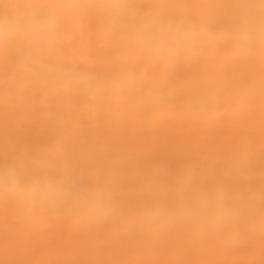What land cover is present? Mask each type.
<instances>
[{"label":"rangeland","instance_id":"obj_1","mask_svg":"<svg viewBox=\"0 0 264 264\" xmlns=\"http://www.w3.org/2000/svg\"><path fill=\"white\" fill-rule=\"evenodd\" d=\"M71 4L32 57L38 100L32 82L0 81V166L24 189L0 197V264L264 257V47L244 39L264 0ZM216 189L219 222L202 206Z\"/></svg>","mask_w":264,"mask_h":264},{"label":"bare ground","instance_id":"obj_2","mask_svg":"<svg viewBox=\"0 0 264 264\" xmlns=\"http://www.w3.org/2000/svg\"><path fill=\"white\" fill-rule=\"evenodd\" d=\"M72 0H0V81L18 80L22 83L31 84V88L35 89L36 98L38 100V83L36 82V72L31 66L32 58L35 54L40 55L38 46L45 41L56 47L53 40L49 36L58 21L55 19L57 13L61 11L62 16L67 15L70 19L72 10L71 7L65 5H72ZM30 18H34L40 25L45 26L44 31L38 37H21L9 35L7 28L10 23H22ZM65 20V19H64ZM68 20V19H67ZM38 57H35L37 60ZM34 65V63H33ZM38 90V91H37ZM37 103V102H36ZM255 203V200H252ZM252 203V204H253ZM237 223H235V226ZM251 236L250 247L263 246V239L254 240L257 231ZM263 251L254 252L246 257V260L252 261L253 264H263ZM226 260L233 261L231 257ZM248 261V262H249ZM233 264H247V262L233 261Z\"/></svg>","mask_w":264,"mask_h":264},{"label":"clouds","instance_id":"obj_3","mask_svg":"<svg viewBox=\"0 0 264 264\" xmlns=\"http://www.w3.org/2000/svg\"><path fill=\"white\" fill-rule=\"evenodd\" d=\"M65 7H79V5H65ZM111 7L122 8L121 5H112ZM45 29V26L40 25L34 18H30L22 23L13 22L8 25L7 31L9 35L21 37H38ZM255 38L260 45L264 47V23H261L258 28H253L251 34H245V40ZM223 39V37H218ZM49 72L59 71L55 68H48ZM63 75L74 78L87 80L88 77H82L73 71H65ZM56 185L49 180H36L31 186L32 192H47L52 193L56 191ZM23 186L21 182V170L15 165L0 166V197L5 195L21 196L23 195ZM229 200V195L221 189L208 194L203 201L204 210H209L212 205H215L213 219L219 222L223 219L224 205Z\"/></svg>","mask_w":264,"mask_h":264}]
</instances>
